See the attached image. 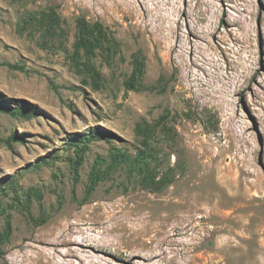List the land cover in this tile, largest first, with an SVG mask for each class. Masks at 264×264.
Masks as SVG:
<instances>
[{
	"label": "rangeland",
	"instance_id": "rangeland-1",
	"mask_svg": "<svg viewBox=\"0 0 264 264\" xmlns=\"http://www.w3.org/2000/svg\"><path fill=\"white\" fill-rule=\"evenodd\" d=\"M6 182L0 264H264V0H0Z\"/></svg>",
	"mask_w": 264,
	"mask_h": 264
},
{
	"label": "trees",
	"instance_id": "trees-1",
	"mask_svg": "<svg viewBox=\"0 0 264 264\" xmlns=\"http://www.w3.org/2000/svg\"><path fill=\"white\" fill-rule=\"evenodd\" d=\"M97 41V37H94L92 35V33L88 36H84V44L86 46L88 45H95V41ZM11 67L13 68H18V69H21L19 68V66L17 65H11ZM132 84H134L132 82ZM24 109V108H23ZM22 110V108L20 109H16L15 112L17 111H20ZM29 113H35V110H28ZM108 133L102 129V128H96L95 130H92L91 132L89 133H84L82 134L81 136H79L76 140H73V143L76 144L77 146V152L81 153L79 156V158H82L83 157V153L86 152V150L89 148V145L90 143H92L93 141H95L96 139L98 138H104V137H107ZM17 135H13L12 136V139L15 138ZM10 182H6V183H1L0 184V193L1 192H6L7 189H10L12 186L11 184H9ZM4 185H7L8 187H5L4 188ZM4 254V250L0 247V255H3Z\"/></svg>",
	"mask_w": 264,
	"mask_h": 264
},
{
	"label": "bare ground",
	"instance_id": "bare-ground-1",
	"mask_svg": "<svg viewBox=\"0 0 264 264\" xmlns=\"http://www.w3.org/2000/svg\"><path fill=\"white\" fill-rule=\"evenodd\" d=\"M219 191L222 192V187H220ZM130 232H131V231H130Z\"/></svg>",
	"mask_w": 264,
	"mask_h": 264
}]
</instances>
